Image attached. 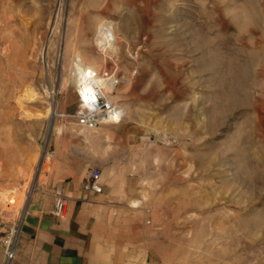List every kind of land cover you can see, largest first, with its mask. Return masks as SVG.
<instances>
[{
  "label": "rangeland",
  "instance_id": "rangeland-1",
  "mask_svg": "<svg viewBox=\"0 0 264 264\" xmlns=\"http://www.w3.org/2000/svg\"><path fill=\"white\" fill-rule=\"evenodd\" d=\"M104 20L119 52L98 68L120 79L125 115L110 138L77 140L60 52L72 34L96 53ZM263 21L264 0H0V189L18 188L0 211V264L33 197L50 191L54 205L60 159L84 164V179L102 170L83 218L108 264H264V80L251 49ZM44 88L66 115L46 114Z\"/></svg>",
  "mask_w": 264,
  "mask_h": 264
},
{
  "label": "crops",
  "instance_id": "crops-1",
  "mask_svg": "<svg viewBox=\"0 0 264 264\" xmlns=\"http://www.w3.org/2000/svg\"><path fill=\"white\" fill-rule=\"evenodd\" d=\"M83 166L67 165L63 159L54 165L57 181L52 187L64 195L67 217L51 216L50 191L34 196L29 215L20 224L13 264H108L103 258L104 244L94 239L90 219L83 218L98 210L93 202L85 200L88 196L83 189L84 176L80 177L78 171ZM109 194L110 188L106 196Z\"/></svg>",
  "mask_w": 264,
  "mask_h": 264
},
{
  "label": "bare ground",
  "instance_id": "bare-ground-1",
  "mask_svg": "<svg viewBox=\"0 0 264 264\" xmlns=\"http://www.w3.org/2000/svg\"><path fill=\"white\" fill-rule=\"evenodd\" d=\"M111 24L112 23L110 21L104 20L97 25L94 33L95 37L93 39L94 43L98 47V51L96 53H91L89 55L86 54V52H82L77 47L76 41L74 39L72 40V34L68 35L65 46L60 52V57L62 59L61 66L66 72L62 76L59 89L62 91L69 84L73 86L78 98V111H84L92 108V104H90V102L96 100L98 95L105 97L109 103L116 105L113 99V93L117 89L116 87L120 82V79L116 80L113 77L108 78L106 77L108 74L105 75V72H103L104 68H98L101 63L106 61L107 56H110L111 58L114 56L117 57L116 54L119 52L117 35L114 28L111 27ZM260 26L262 31L260 36L261 38H255L251 49L255 52V54L260 56V61H257L258 64L256 73L264 80V21L260 24ZM247 48L249 47L247 46ZM40 54L41 62H45L47 56L46 46L41 48ZM114 79L117 83H115ZM44 90L49 100L47 102L46 114L53 117L55 115H66L64 111H62V108L61 110L59 109L60 107L57 101H54L53 99L50 100L55 91H52L51 88H44ZM124 115L125 109L116 105L115 115L104 118L98 125L89 127L79 124L72 128L69 132L71 136L77 140L94 142L95 140L101 138H110L112 135L110 130L111 128H107V125H112L113 128H116ZM52 128L54 137L58 140L63 133V128L56 124H53ZM111 188L114 189L113 183L111 184ZM17 191L18 188L16 186H12L8 189H0V211H2V209L6 206L17 202ZM143 197H145V195ZM140 203L139 199L131 198L128 201L127 206L130 208H137Z\"/></svg>",
  "mask_w": 264,
  "mask_h": 264
},
{
  "label": "built area",
  "instance_id": "built-area-1",
  "mask_svg": "<svg viewBox=\"0 0 264 264\" xmlns=\"http://www.w3.org/2000/svg\"><path fill=\"white\" fill-rule=\"evenodd\" d=\"M108 73V72H107ZM105 73V75H107ZM106 77H113L119 80L114 74L109 73ZM114 79L115 83L117 81ZM92 108L84 111H76L70 115L77 119L81 125L93 127L98 125L104 118L115 115L116 105L109 103L107 99L101 95H98L96 100L90 102ZM102 170L98 166H91L89 168L88 176L83 181V189L88 193H101L103 190V184L101 182ZM66 211V199L60 189H57L54 193V205L52 214L57 218H63ZM21 224V223H20ZM20 224L16 228H11L8 235L5 236L4 244V258L3 264H12L16 256L15 244L20 232Z\"/></svg>",
  "mask_w": 264,
  "mask_h": 264
}]
</instances>
